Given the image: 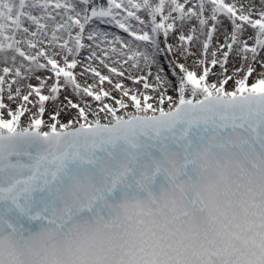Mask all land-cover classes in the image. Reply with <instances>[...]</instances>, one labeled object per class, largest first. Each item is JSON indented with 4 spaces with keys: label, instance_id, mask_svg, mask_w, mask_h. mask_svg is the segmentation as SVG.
I'll return each instance as SVG.
<instances>
[{
    "label": "snow or ice",
    "instance_id": "1",
    "mask_svg": "<svg viewBox=\"0 0 264 264\" xmlns=\"http://www.w3.org/2000/svg\"><path fill=\"white\" fill-rule=\"evenodd\" d=\"M0 264H264V0H0Z\"/></svg>",
    "mask_w": 264,
    "mask_h": 264
},
{
    "label": "bare ground",
    "instance_id": "2",
    "mask_svg": "<svg viewBox=\"0 0 264 264\" xmlns=\"http://www.w3.org/2000/svg\"><path fill=\"white\" fill-rule=\"evenodd\" d=\"M102 27H106V28H108V30H114L111 28V26H102Z\"/></svg>",
    "mask_w": 264,
    "mask_h": 264
}]
</instances>
